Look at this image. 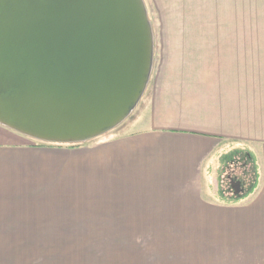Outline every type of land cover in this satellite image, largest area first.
<instances>
[{"label": "crops", "instance_id": "obj_1", "mask_svg": "<svg viewBox=\"0 0 264 264\" xmlns=\"http://www.w3.org/2000/svg\"><path fill=\"white\" fill-rule=\"evenodd\" d=\"M200 4L167 3L163 71L119 134L39 146L0 124V264H264V31H204ZM229 143L256 160L240 201L216 187Z\"/></svg>", "mask_w": 264, "mask_h": 264}, {"label": "water", "instance_id": "obj_2", "mask_svg": "<svg viewBox=\"0 0 264 264\" xmlns=\"http://www.w3.org/2000/svg\"><path fill=\"white\" fill-rule=\"evenodd\" d=\"M153 65L144 0H0V124L28 138L73 145L112 132Z\"/></svg>", "mask_w": 264, "mask_h": 264}, {"label": "rangeland", "instance_id": "obj_3", "mask_svg": "<svg viewBox=\"0 0 264 264\" xmlns=\"http://www.w3.org/2000/svg\"><path fill=\"white\" fill-rule=\"evenodd\" d=\"M200 1V18L201 23H204V25H202V27H205L204 31L226 33L264 31V19L261 18L259 21H256L255 17L257 0ZM144 2L148 10V16L152 24L154 34V65L150 83L141 102L139 103L135 111L131 114V116L123 124H121L112 132L89 143H95L102 138L119 134L125 127V123L129 122L131 118H133L135 114L139 113L140 110L143 109V107L147 104V100L149 99L152 88L154 86L153 84L155 79L153 78H155L156 74L163 71V69L161 70V61L165 56V49L167 48L169 43H171V41L168 39L172 38V36L169 35L172 32L170 17L174 18L175 22L172 26H179L178 21L180 20H175V16H177L175 8L171 6L167 7V3L170 2V0L165 3L161 0H144ZM260 2V5L264 4V0H260ZM248 4L250 5V12L248 9ZM177 11L179 14L183 15V10L178 9ZM259 11H264V7H262V9L260 8ZM175 31H177V29ZM29 139L31 140V142L38 144L39 146L52 145L42 143L41 141H37L31 138ZM227 145L228 147L226 148V152L222 154V157L217 162V166H215L214 174L216 179V187L218 188V192L221 195L219 196L223 199H226L227 201H235V198L237 196L245 195L246 191L240 192V189L237 188V185L245 180V172L251 171V166L243 165L244 159L245 157H247L246 155L249 156V152L246 151L248 149L247 146L238 143H229ZM61 146L71 147V145ZM247 182H249V177L247 178ZM249 185L250 183L247 184V189H249ZM238 190L239 194H236Z\"/></svg>", "mask_w": 264, "mask_h": 264}, {"label": "trees", "instance_id": "obj_4", "mask_svg": "<svg viewBox=\"0 0 264 264\" xmlns=\"http://www.w3.org/2000/svg\"><path fill=\"white\" fill-rule=\"evenodd\" d=\"M44 145V144H43ZM83 144H73L71 145V147H79V146H82ZM58 146H61V145H58ZM247 157H245L244 159V166L245 165H250L251 166V171L249 172H245V180H243L241 183L243 185L242 189L243 191H246L245 192V195L243 196H237L235 198V201H240L244 198H246L248 195L252 194L254 192V190L256 189L257 187V182H258V174H257V167H256V160H255V157L249 153V156L246 155ZM249 177V182H247V178ZM250 183L249 185V189H247V184Z\"/></svg>", "mask_w": 264, "mask_h": 264}, {"label": "flooded vegetation", "instance_id": "obj_5", "mask_svg": "<svg viewBox=\"0 0 264 264\" xmlns=\"http://www.w3.org/2000/svg\"><path fill=\"white\" fill-rule=\"evenodd\" d=\"M240 184H241V182H240ZM241 186L243 187V185H242V184H241ZM242 187H241V188H242ZM237 188H238V187H237Z\"/></svg>", "mask_w": 264, "mask_h": 264}]
</instances>
